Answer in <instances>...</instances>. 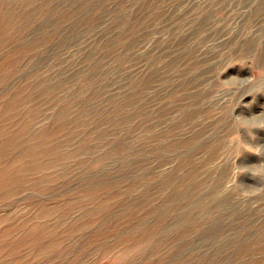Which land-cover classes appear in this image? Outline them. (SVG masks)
<instances>
[{
  "label": "rangeland",
  "instance_id": "1",
  "mask_svg": "<svg viewBox=\"0 0 264 264\" xmlns=\"http://www.w3.org/2000/svg\"><path fill=\"white\" fill-rule=\"evenodd\" d=\"M0 136V264H264V0H0Z\"/></svg>",
  "mask_w": 264,
  "mask_h": 264
},
{
  "label": "clouds",
  "instance_id": "2",
  "mask_svg": "<svg viewBox=\"0 0 264 264\" xmlns=\"http://www.w3.org/2000/svg\"><path fill=\"white\" fill-rule=\"evenodd\" d=\"M240 127H247V125H241ZM252 127H258V126H255L253 125ZM259 173H253V175H258Z\"/></svg>",
  "mask_w": 264,
  "mask_h": 264
},
{
  "label": "bare ground",
  "instance_id": "3",
  "mask_svg": "<svg viewBox=\"0 0 264 264\" xmlns=\"http://www.w3.org/2000/svg\"><path fill=\"white\" fill-rule=\"evenodd\" d=\"M32 125V124H31ZM1 137V136H0ZM44 151V150H43ZM1 175V174H0ZM4 177V176H3Z\"/></svg>",
  "mask_w": 264,
  "mask_h": 264
}]
</instances>
